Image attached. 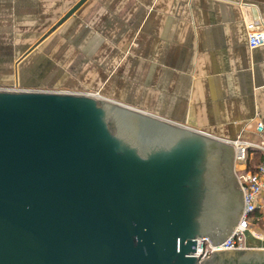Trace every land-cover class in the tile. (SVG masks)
I'll return each instance as SVG.
<instances>
[{
    "label": "water",
    "instance_id": "1",
    "mask_svg": "<svg viewBox=\"0 0 264 264\" xmlns=\"http://www.w3.org/2000/svg\"><path fill=\"white\" fill-rule=\"evenodd\" d=\"M95 95L0 91V264H264V249L191 256L242 215L235 146ZM225 163L241 200L214 239Z\"/></svg>",
    "mask_w": 264,
    "mask_h": 264
},
{
    "label": "crops",
    "instance_id": "2",
    "mask_svg": "<svg viewBox=\"0 0 264 264\" xmlns=\"http://www.w3.org/2000/svg\"><path fill=\"white\" fill-rule=\"evenodd\" d=\"M0 0V87L91 92L224 142L264 129V0ZM85 94V93H82Z\"/></svg>",
    "mask_w": 264,
    "mask_h": 264
},
{
    "label": "built area",
    "instance_id": "3",
    "mask_svg": "<svg viewBox=\"0 0 264 264\" xmlns=\"http://www.w3.org/2000/svg\"><path fill=\"white\" fill-rule=\"evenodd\" d=\"M245 28L249 49L264 47V29L250 20L246 21ZM0 91L33 90L0 87ZM255 132L256 142L240 138L224 141L235 146L234 174L243 192L244 208L234 230L221 243L213 245L207 237L195 240V252L191 256L197 257V263L211 258L220 249H264V129L261 122L256 123Z\"/></svg>",
    "mask_w": 264,
    "mask_h": 264
},
{
    "label": "flooded vegetation",
    "instance_id": "4",
    "mask_svg": "<svg viewBox=\"0 0 264 264\" xmlns=\"http://www.w3.org/2000/svg\"><path fill=\"white\" fill-rule=\"evenodd\" d=\"M223 182L218 186V191L216 194V198L214 199V209L213 216L211 218L206 219L205 225L211 231V235L214 239L219 237V233L221 234L220 229L222 225V221L225 213H228L233 205V200L237 197L241 200V191L238 184H232L231 175L228 171V165L225 163V168L223 170ZM238 192V194H236ZM242 209V204L240 206V210Z\"/></svg>",
    "mask_w": 264,
    "mask_h": 264
},
{
    "label": "rangeland",
    "instance_id": "5",
    "mask_svg": "<svg viewBox=\"0 0 264 264\" xmlns=\"http://www.w3.org/2000/svg\"><path fill=\"white\" fill-rule=\"evenodd\" d=\"M52 91V90H50ZM64 91H67V92H70V93H78V92H71V91H68V90H64ZM54 92V91H52ZM80 93V92H79ZM82 93H85V94H92L91 92H82ZM255 225L257 226V224L255 223ZM257 232H260L261 230L260 229H257L256 230ZM253 244H258V243H255V241H253Z\"/></svg>",
    "mask_w": 264,
    "mask_h": 264
}]
</instances>
